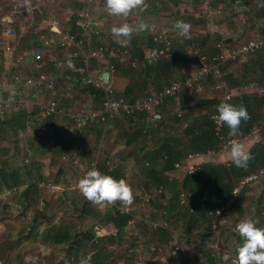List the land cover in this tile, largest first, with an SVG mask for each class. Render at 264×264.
Returning <instances> with one entry per match:
<instances>
[{
    "label": "rangeland",
    "instance_id": "374dc122",
    "mask_svg": "<svg viewBox=\"0 0 264 264\" xmlns=\"http://www.w3.org/2000/svg\"><path fill=\"white\" fill-rule=\"evenodd\" d=\"M196 1L198 4L201 3L200 0ZM181 2V0H147V11L138 14L134 13L128 17H118L108 13L105 0H0V40L2 43L10 45L11 39L7 36L11 34L12 30L17 28L20 31L18 33L17 41L21 44L20 47L25 50L28 49V45H32L31 48L36 47L40 43L38 37H40L42 32H46L47 29L49 33H61V35L64 36V34L68 32L65 27L71 23L70 17L77 11L79 6H81L82 9L81 11L79 10L80 13L76 12V15L78 13V17L83 21L77 20L75 23L82 27L84 30L83 34L88 32V34H85V37H92L94 41V25L97 26L99 32H101L100 37H103V35L105 36L106 34L109 39L113 36L111 33L113 26L118 27L123 23H128L139 29L141 24H147V30H137L131 37L137 39L139 36L142 38L141 35H143L145 41H147V37H150L151 39L153 35H158V33L162 34V31L167 33L166 35L170 38V41H172V46L175 47L173 52L176 54V61L179 64L178 75L171 81L169 80L167 82L168 86L170 82L179 80L182 77L186 66H195L194 59H191L187 52L191 48H200L197 44L188 40L187 37H180L179 31L175 28L177 21H183V19L189 18L188 9L186 8L184 10L183 4H185V2ZM68 8L69 10H67ZM213 19L219 20L220 16L216 18L214 17ZM98 22L102 23V25ZM221 24H223V22L220 21L219 25L222 26ZM3 28L6 29L4 34H2ZM14 39L16 40L15 36ZM113 40L114 39H110L111 45L114 44ZM249 40H251V38H245L243 43L244 41L246 42ZM213 42L216 43L218 40L212 41L210 44L211 47L212 44L215 45ZM100 43L107 46V43L103 41H95L94 46H97ZM70 47L74 46L66 45L64 51H71ZM47 49L48 51L44 53L43 56L45 62L44 65H46L44 66V69L49 68V64L51 65L53 62L49 60V54H53L54 60L56 61H59L60 59L65 62L68 61V53L63 55L60 49L53 50L51 46ZM109 49H111V47H109ZM202 51L208 54L213 53V50L203 49ZM21 53L27 54L28 52L13 53L12 50H9L6 51V54L2 57L3 60L0 62V76H2L5 81L8 80V73L5 71L13 66V60ZM71 57L76 56L71 54ZM92 59L95 58L88 59L85 57V59L81 58L79 62H90ZM100 59L104 60V58H98L97 60ZM236 63L221 68L219 77H207L202 82L193 86L192 94L189 95V101L187 103L190 110L189 113H192V117L198 118L206 116L211 120V116L216 114L214 111V105L210 106L211 108L206 111L203 103L217 100V98L220 101H227L226 97L230 96V91L226 89V72L230 74L234 73L235 70L239 68ZM88 65L90 69L91 66L89 63ZM14 67L15 69L20 68L19 65ZM21 71L22 69L19 73ZM0 84V89L11 91L9 86L2 85V83ZM62 86V83L55 82V90ZM257 87H259L258 83H256L255 88L257 89ZM31 90L34 91V89ZM28 92L29 91H27V93ZM27 93H22V99H26ZM94 99L97 100V103L95 104L96 107L98 102H100L101 96L99 95ZM27 100L29 101L32 99L28 97ZM39 102L42 101L40 100ZM45 103L46 102H44V104ZM34 106V104L30 105L29 107H32V109L28 110L27 105L24 110L30 113L32 110L35 111L38 109ZM174 107L176 108L177 105H174ZM83 110V107L80 110L76 108L74 114L83 115ZM58 111L60 112L59 108ZM59 112L55 117L61 118ZM202 112H205L206 114ZM69 123L73 126L74 132L77 134L83 130L82 128H76L73 120L69 121ZM29 124L31 125V128ZM29 124V132L27 135L24 134L23 137L20 136L22 134L20 133V130H17L14 134L3 132L0 128V138L6 141L15 142L19 148L18 150L12 151V155L20 151V141H35L37 143H42V141L45 142L46 139H48L45 134L46 132L43 133L44 135L42 134V128L40 127L41 124H37L36 122H30ZM94 125H100V123H94ZM180 125L182 124L180 123ZM183 127L184 126H178L174 131L181 130ZM104 133L106 134L103 135L100 132L97 137L92 139H84V141L91 140L94 142L92 143L90 150L84 152L86 156L83 167L77 168L80 167V164L72 163L71 168L65 173L62 180V190L51 191V193L48 192V201H46L45 198L43 199L42 203H47L48 205L42 204L38 211L32 209L28 210L22 207L21 210L14 213L15 218L19 220L17 226L24 234V236L18 239L20 240L18 247H15L19 256L12 260H6L4 255L9 247L8 245H2L4 241L3 238L5 237V234L2 235V233L0 234V264H80V261L69 262V260L66 259L67 251L74 235H77V233L80 232L82 227L80 222L88 223V221V231L95 233L97 237L104 240L102 243V250H104L103 254L105 252H113V257L107 260H104L102 256L99 257L98 261L101 259L103 264H238L237 253L234 250L241 246L242 243H240L238 238L235 237L236 224L239 223L241 219L250 217L259 221L257 224L258 227H264V187L261 186L262 184L255 187L249 186L250 188L241 191L239 198L236 200L234 206L230 208L231 210L228 214L220 216L219 218L210 219L208 217L209 224L210 221H212V224L214 225V227H210L209 230L207 226L201 225L199 222L196 225V228L193 225H188L189 218H187V215L185 217L180 216V208L186 206V203L184 205L181 203L178 193L172 195V197H175V203L172 204V207L174 208L169 214L163 213L165 211L163 210L164 206L160 203L161 200L164 202V197H160V200H158L160 202L154 200L150 203L135 197L131 207L122 204L119 205V207L117 202L115 204H105L103 206H98L99 208H94V216L89 217V219L85 218L84 220H80L79 216L82 206L91 202L81 194L77 187L78 181L82 179L88 171L94 168L95 162H98L97 169L102 173L105 174L109 171V166L104 162L101 163L100 160L105 159L106 153L110 149L109 146L112 144L111 141H114L115 139L111 137L107 127L106 132ZM55 135L62 138V133L59 130L51 133V136L54 138ZM72 140L76 141L75 138H72ZM243 144L248 152L253 145L257 143L253 144L252 142H244ZM82 147L85 150V147ZM106 148L108 149L106 150ZM77 150H79V147ZM73 156H77L75 151L73 152ZM79 158H81V156L76 157L77 160ZM221 161H225V156L222 155L217 157V159L214 160V163L218 165V163H222ZM182 175L184 176V173ZM132 177V180L134 181H131V186L137 191V183H142V179L138 180V176L135 177L133 174ZM52 179L53 181L56 180L54 177H52ZM176 180H178V176L176 177ZM43 187H46V189H44L46 191L51 190L46 183ZM14 193L10 194L13 201L16 198L17 191ZM60 194L61 196L64 194L63 198L59 196ZM68 196L69 198L66 199ZM178 196L179 199L177 200ZM182 196L183 198L181 199L185 202L186 195L184 194ZM2 201H6V199ZM50 202L52 203L51 206L49 205ZM53 204L54 207H52ZM125 208H128L131 211L132 219L122 231H117L113 224L107 226L102 224L106 213H114L116 211L120 213L121 209ZM128 213L130 212L122 214ZM8 214L12 215L10 212L5 213L3 208L0 212V219L2 220L4 215L7 216ZM202 223L206 222L203 221ZM159 226L163 227V230L160 233L156 230ZM62 227L68 229L71 235L70 241L63 244H54L47 237L46 233L52 228L59 229ZM13 237L16 238V234H13ZM106 237H110L112 243L105 242L104 238ZM86 261L87 264H92L91 255L87 257Z\"/></svg>",
    "mask_w": 264,
    "mask_h": 264
},
{
    "label": "crops",
    "instance_id": "0c3cea01",
    "mask_svg": "<svg viewBox=\"0 0 264 264\" xmlns=\"http://www.w3.org/2000/svg\"><path fill=\"white\" fill-rule=\"evenodd\" d=\"M181 1L185 2V4H183L184 10L187 8L189 11V18L183 19L185 23L191 25L190 34L189 36H187V39L191 40L200 47L191 49H198L200 51H202L203 49H207L213 50V53H215L217 52L216 45L218 43H222L227 47L235 48L241 45L245 38L254 39L264 34V0H200V4H198L196 0H189L190 2L188 0ZM81 9L82 7L79 6L76 12H79V10L81 11ZM67 10H69V8ZM219 16V20L213 19L214 17L216 18ZM77 20L83 21L81 18H78ZM220 21L223 22V24H221L222 26L219 25ZM98 23L102 25V23ZM77 26L81 30L80 31L78 29V31H80V35L85 36V34H88V32L83 34L84 30L82 29V27L78 24ZM95 28H97V26L94 25L93 30ZM161 33L165 34V32L163 31ZM105 36L103 35V37H99L98 39L96 38L95 41H103L107 43L106 48L108 50L109 47H111V49L119 50V44L116 42V38L112 36V38L108 39V36L106 34ZM141 36L142 38H140L139 36V38L137 39L131 37L126 46V48L131 50V52H133V55L139 59H141L149 49L156 47V45L152 43L150 37H147V41H145L144 36ZM179 36L182 37L180 34ZM110 39H114L113 45L110 44ZM53 40L56 44L58 42V36L53 35ZM217 40L218 42H213L215 43V45L212 44L211 47V42ZM172 48L174 49L175 47ZM32 49H34V51H38V49H41V46L37 45ZM56 49V47H53V50ZM43 50V53H46L48 51V49ZM60 51L63 55L68 53L69 58H71L72 62L75 65L74 69L69 68L67 65V61L65 62L62 59L56 61L54 60L53 54L48 55L49 60L53 61V64H49V68H46L48 74L50 76H54L56 78V81L58 83H62V85L64 86L55 90L54 94L52 95L55 97V99L57 98V103L59 105L58 108L60 110V112H58L59 114H61V118L55 117L58 115V113L49 118H44L42 116V110L48 100L47 96L50 97V94L35 91L34 97L26 96V99H22L24 93L21 91V89H18L13 85L12 76L10 75L11 68L9 67V69L5 71L8 73L7 81H5L2 76H0V83H2V85L9 86L11 90L10 93L5 91V95L12 94L15 96L16 94L20 102L23 103L22 105L20 104V110H22V108H25V106L27 105L28 110H31L32 107L30 108L29 106L33 104L36 106V108H38L35 111L32 110L30 113L26 111L28 113L25 129H19L20 133H22L20 136L23 137L24 134H28L29 129L31 128V125L29 124L30 122H36L37 124H41L40 127L42 128V134L46 132L45 134L48 138L45 142L42 141V143H37L35 141H20V151L16 152L14 155H12L11 152L14 150H18V146L15 142L6 141L8 142L7 149L5 152L0 153V212L4 208L5 213L10 212V214H12H8L7 216L4 215L2 220L0 219V234H5L2 245H8L9 248L7 249V252L10 251L9 253L13 251L17 253L15 247H18L20 243V240L18 239L24 235L17 226L19 220L15 218L14 213H16L18 210H21L22 207L24 209H32L35 211V208H27V197L30 199V201H37L38 210L42 204L48 205L47 203H42L43 199L45 198V200L48 201V192L51 193V191L62 190V180L65 176V173L71 168L72 163H79L80 167L77 168L83 167L86 156L84 152L90 150V147L94 142L91 140L84 141L85 138L92 139L94 137H97L100 132L105 135L106 133L104 132H106L107 127V130L110 132L111 137L117 141H111L112 144L109 146L110 149L107 151V153L105 151V159H102L100 161L102 163L110 158V161L106 162V165L109 166V171H119L130 185L131 181H134L132 180V174L135 177L138 176V180L142 179V175L138 170L139 167L135 162L136 158H140L143 155H149L155 150H160L161 152L162 148L164 147L162 145L165 142L169 143V141L167 140L173 138L175 139L176 137H178V132L181 133V136L179 137L182 139V142L172 146L174 153H177L180 149L186 155L194 153L186 150L188 142H186L187 138L184 135V129L185 125L187 124H185L181 130L179 129L180 131H174L175 128L181 126L180 123L183 124L182 122L189 115L190 119L187 121L190 122L192 119H195V117L191 116L192 113H189L190 110L187 105L189 101L188 97L192 94L193 89L181 92L174 99L169 100L163 106L158 108L152 115L137 114L132 117H119L111 120L106 124L85 125L82 128L83 130L79 134L74 132L73 126L69 123V121H71L72 116L75 115L74 113L76 111V108L80 110L83 107L84 110L82 111V114L93 110V107L94 109H96L99 102L95 107L97 100H95L94 98L99 95L101 96V93H96L97 91H95L92 87L83 86L81 79L88 74H90L93 78H96L98 76V71L100 69H103L104 67L103 62H105L106 60H110L111 58L109 54H107L104 60L92 59L89 64L91 66L90 69H93H88V72H86L82 66V63L79 62L81 58L79 57L75 59L71 57L72 50L63 51L60 49ZM84 51L87 52L86 48L84 49ZM259 52L264 53V51ZM250 55H248L247 57H242L239 61H237L236 65H238L239 68L235 70V74L232 73L234 77H238L239 75H241L242 71L246 72L244 69V64H246L248 60L252 58L254 59L256 53L251 56ZM188 56L191 59H194L196 65V59L191 57L189 54ZM174 64V68L171 67V69L164 70L157 69L156 71H152L150 69L140 71L132 69L131 67L125 65L117 69L116 73L111 77L110 81L117 93L133 101L136 98L143 97L151 92L158 91L162 87L167 86V82L169 80L171 81L178 75L179 64L177 61ZM29 65H32V63L27 61L24 64V67H22V70H26L28 74L31 73V71L28 69ZM229 65L230 64L226 65V67H228ZM191 67L192 66H186L185 70L190 69ZM253 70H255L254 67ZM228 75H230V73H228L227 76ZM259 79L261 78L256 73V75H254V81H252L250 73H246L245 80L246 82H248L246 85L244 84V86L242 87H235L231 89H228L226 86V89L230 91V96L233 99L240 95H256V80ZM28 97H30L32 100L28 101ZM40 100L42 102H39ZM216 101L223 102L218 98ZM44 102L46 103L44 104ZM174 105H177V107L175 108ZM181 105L185 106V110H181ZM209 108L211 107L209 106L208 109ZM202 113L206 114L205 112ZM57 130L61 131L62 138L60 136L57 137V135H55V138L51 136V133ZM72 138H75L76 141H73ZM130 141L131 143L127 145V143ZM170 142V144L178 143V141ZM82 146L85 147V150ZM78 147L79 150H77ZM107 149L108 148H106V150ZM74 151L77 156H73ZM186 155H184V157ZM78 156H81V158L77 160L76 157ZM184 157L175 161L170 167H167V165L159 158L155 162L152 161L154 163L153 166L155 170L163 178V194L157 196L155 199L158 201L160 200V197L165 198L164 202L162 200L161 202L158 201L164 206L163 210L168 211L171 205L175 203V197H172L173 194H180V192H182L181 182L183 177L185 176V172L184 170H177L174 167V164L183 160ZM166 159L167 156L164 157V160ZM214 160H205L200 163L196 162L195 165L197 167H201L202 164H213ZM221 162L223 163V161ZM97 164L98 162H95V169H97ZM145 165L149 166L146 162ZM182 172L184 173V176L182 175ZM11 175L15 179L13 181L14 185H12L8 180ZM177 176L178 180H176ZM52 177L56 178V180L53 181ZM33 183L37 187V190H35L33 193V196L35 195V198L31 196L32 193L29 195H26L25 193L28 186ZM45 183L48 184V187L51 188L50 191L44 190L46 189V187H43ZM137 184V191H135V188L132 187L134 189L135 195H138L137 198L142 196V194L144 193L147 194L156 191L158 187H161L148 182V188L144 189L143 183L138 182ZM247 188L250 187H246L245 189ZM16 191L17 195L15 196L16 198L13 201L10 197V194ZM59 196L63 198L64 194L62 196L60 194ZM67 198H69V196L66 197V199ZM5 199L9 202L2 201ZM51 204L52 203L50 202L49 205L51 206ZM117 204L118 206L121 205L120 202H117ZM182 204L184 205V203ZM52 207H54V204L52 205ZM95 207H98V205H96ZM187 207L188 206H184L183 208L179 207L181 211L179 212L180 216H182L181 214L184 213L185 209H188L189 214L191 213V210ZM230 208L222 216L228 214L231 210ZM165 212L166 211H164V214ZM196 214L197 216L195 219L188 220V225H193L196 228V225L199 222L201 223V225L207 226L208 230L210 229V227H214L212 221H210L209 224L208 216L207 218L202 219L198 215L199 212H196ZM203 221L206 223H202ZM158 228L162 229L163 227L159 226ZM13 234H16V238L13 237ZM235 237L238 238V241L240 242L239 239H241V237L236 231ZM16 241L17 243H15ZM234 251L237 253L236 250Z\"/></svg>",
    "mask_w": 264,
    "mask_h": 264
},
{
    "label": "trees",
    "instance_id": "16d2710c",
    "mask_svg": "<svg viewBox=\"0 0 264 264\" xmlns=\"http://www.w3.org/2000/svg\"><path fill=\"white\" fill-rule=\"evenodd\" d=\"M71 23L69 25H66V30H68L70 35H77L78 38L80 37V29L75 23L76 20L79 18L78 14L74 13L71 17ZM78 29L80 31H78ZM16 34L20 32L17 28L15 29ZM49 33L48 29L46 32H42L41 34L47 35ZM29 49H31L32 45H28ZM23 49L20 47L19 51H22ZM130 53L133 54V52ZM256 56L253 59H250L247 61L246 64H244V69L246 72L242 71V74L238 77H234L233 74H230L226 77L225 82L228 89L231 88H239L246 85L248 82H246V73L251 75V80L254 81V75L256 73L258 76H260L261 79L256 80V83L260 85L262 80L264 79V53L255 52ZM253 53V54H255ZM251 54V55H253ZM250 55V56H251ZM4 57V56H3ZM3 60L2 54H0V62ZM174 61L173 62H164V63H156L155 65L147 68L152 71H156L157 69H171L174 68L175 62H176V54H174ZM83 68L86 72H88L89 65L86 68V64L82 63ZM253 67L255 70H253ZM146 69V70H147ZM20 68L15 70V73L17 72V75L24 79L27 76V71L22 70L20 73ZM13 72V71H12ZM86 76H84L82 79H84ZM81 79V80H82ZM51 80V78H49ZM55 82L56 79L53 78ZM38 92H46L45 88L42 86H39L34 89ZM131 90V89H130ZM0 97L4 98V94L0 93ZM47 99L49 97L47 96ZM55 99V97H54ZM57 102V98L55 99ZM234 105H240L243 104L247 107L248 112L250 114L251 119L247 122H242L240 132V136H244L246 134H249L250 131L253 128H256L262 124H264V99L259 95H240L235 97L234 99L231 98L227 101ZM223 102H218L216 100L204 102V109L207 111L209 106L214 105V111L217 113V106ZM58 104V103H57ZM202 106V105H201ZM25 108H22V110L18 112H14L13 110L6 109L3 110L0 108V128L3 132L6 133H14L19 130L25 129L26 119H27V113L24 110ZM181 110H185V106L181 105ZM190 119V115L185 118V120L182 122L183 124L181 126H184V135L187 138L188 146L186 150L194 152V153H206L207 151H218L220 146L222 145V142L219 141V139L214 134V124L213 122L208 119V117H200L192 119L190 122L187 121ZM229 129L226 125L222 127V134L224 135V138H230L228 135ZM181 136V133L178 132V137L175 139L167 140L169 143L165 142L162 146H164L160 152V150H155L151 152L149 155H143L140 158H136V165L139 167V173L142 175V183L144 185V189L148 188V182L151 184H156L157 186L163 185V178L157 173L153 166L152 161H157V159H161L162 162H164L167 167H170L173 165V163L182 157H184L183 151L180 149L177 153H174L172 146L179 144L182 142V139L179 137ZM170 141H178V143L170 144ZM180 141V142H179ZM131 143L128 142L127 145ZM12 144V143H11ZM8 142L6 140L0 138V152H5L7 149ZM252 159L248 162L246 168H239L237 167L233 162H231V159L228 160L229 166H227L226 163H218L216 165L215 163L211 164H202V166L198 169H196L193 173L185 175L181 182V191L180 194H185L186 199L184 204L186 203L187 208L191 210V213L189 214L188 209L184 210V213H182V217H185L187 215V218L193 220L196 218V212H199V217L202 219L207 218L206 212L211 209L217 208L223 200L227 199L234 186L237 184L239 180L242 178L248 176L252 172H256L259 169H264V129L261 132V141L257 144L253 145V147L248 151ZM167 156V159L164 160V157ZM110 161V158L107 159L104 163ZM145 162L148 163L149 166L145 165ZM105 174L111 175L116 179H124L123 175L116 170H112L110 172H107ZM12 185L13 181L15 180L12 175L8 179ZM8 181V182H9ZM10 187V186H8ZM37 190L36 185L33 183L26 189V195L31 194L33 196L34 191ZM180 200H181V195ZM146 195V193L142 194ZM179 196L177 197V200L179 199ZM35 198V195L33 196ZM135 197H138V195H135ZM27 208L32 207L35 208V211H38L37 201L31 200L27 197L26 202ZM95 205L91 203H86L82 206L81 212H80V220H84L85 218L94 216L93 211L95 210ZM172 205L167 210H165V214H169L173 211ZM95 213V212H94ZM92 214V215H91ZM132 219L131 212L128 214H120L118 211L116 212H108L104 215V220L102 222L103 225L107 226L109 224H113V226L116 228L117 231H122L124 227H126L127 223ZM82 227L80 229V232L77 233V235H74L73 240L71 241V245L67 251V257L66 259L69 260V262H75L81 260H86L89 255H91L92 264H103L102 260L99 259L100 256L103 257L104 260H107L109 258L113 257V252H105L103 254V239L97 237L93 232L88 231V223L80 222ZM160 233L163 229L156 228ZM23 232V231H22ZM164 232V231H163ZM47 237L54 243V244H63L68 243L70 241V233L66 227L62 228H52L50 231L46 233ZM24 236V235H23ZM105 242L112 243L110 237L104 238ZM162 239V238H161ZM242 239V238H241ZM240 240V243H243V240ZM104 242V243H105ZM17 243V241L15 242ZM102 246V247H101ZM106 250V249H105ZM10 251L6 252L4 255L6 260H12L13 258L18 257L19 255L13 251L9 253ZM69 264V263H67Z\"/></svg>",
    "mask_w": 264,
    "mask_h": 264
},
{
    "label": "built area",
    "instance_id": "2783aa9c",
    "mask_svg": "<svg viewBox=\"0 0 264 264\" xmlns=\"http://www.w3.org/2000/svg\"><path fill=\"white\" fill-rule=\"evenodd\" d=\"M80 26V25H79ZM12 29V25H11ZM95 35L93 37L98 39L101 36L98 28L94 29ZM6 32V29L3 28V33ZM59 36L58 46L59 48L65 49L66 45L74 46L70 48H76L77 51L75 55L80 52L82 58H105L107 54L110 56V60H107L104 64V68L98 73L96 78H93L90 74L86 75L82 79V85L85 87H92L96 93H101V99L98 104V107L94 110H90L88 113L83 115H73L72 120L76 128L81 129L85 125H92L94 123L106 124L111 120L119 117H132L137 114H154V112L163 106L169 99L175 98L181 92L185 90H191L194 85L202 82L205 78L213 77L217 78L220 76V69L226 67L228 64L236 63L242 57H247L250 54L255 52L264 51V34L258 38L251 39L239 45L238 47L231 48L224 46L222 43L216 45L217 52L208 54L202 52L198 49H190L188 54L196 59V65L190 69H186L183 72L182 77L179 80L172 81L168 86L163 87L158 92H152L143 97L136 98L131 101L130 99L125 98L123 95L118 94L114 87L111 84V77L116 73L117 69L125 65L131 67L135 70H145L156 63L172 62L174 59V54L172 51V43L170 38L166 33L153 35L151 38L152 43L156 45L155 48L149 49L147 53L141 58L135 57L130 53V50L126 46H121L119 44V50L116 49H107L103 44L94 46L95 41L92 37L70 35L65 33L64 36L61 33H56ZM14 36L16 40L14 39ZM11 39L10 45H6L0 41V51L3 55L6 54V51L12 50L15 51L19 47V41H17V35L15 30H12L11 34L7 36ZM41 44L45 47H49L54 43L53 39L50 37H41ZM98 42V41H96ZM84 47L89 50V53L86 55ZM31 55L35 60H41L40 55H34L33 51ZM22 58H17L16 62H20ZM86 67L89 62H84ZM40 67V65H37ZM230 72V71H229ZM107 73L109 80L104 82L102 75ZM228 74V72H226ZM26 84L29 86L39 87L44 85L45 89L52 92L54 91L55 85L53 80H49L46 74H39L35 81L29 79L26 81ZM257 94L264 99V79L257 87ZM35 96V94L33 95ZM231 96H227L226 99ZM0 108L3 110L10 109L14 112H17L19 105L15 101L12 95H6L4 98L0 97ZM58 112V104L54 99V96L50 95L45 107L42 110V116L44 118H49ZM218 114H213L211 116V121L214 124V134L222 142L218 151H207L205 154L201 153H191L188 154L183 160L174 164V167L177 170H184L187 174H191L196 170L195 163L202 162L205 160L211 161L217 157L225 156L224 163H228L230 160L229 157V140L231 138L225 139L222 134V127L218 125L213 119L214 116ZM264 129V124L253 128L249 134L244 136L236 137L240 140L241 143L252 142L253 144L259 142L260 133ZM255 140V141H253ZM229 166V164H227ZM262 184L264 186V169H259L256 172L250 173L248 176L242 178L237 182L234 188L231 191L230 196L222 201V203L213 210H209L207 215L212 218H219L222 216L239 198L241 191L246 187L255 186ZM163 194L162 187H158L156 191L147 193L144 196H141L139 199L150 203L155 200L157 196ZM181 198L183 196L181 195ZM181 203H184L181 199ZM123 210V211H122ZM130 212L128 208L121 209L120 213ZM164 213V212H163ZM129 223V222H128ZM131 223V222H130Z\"/></svg>",
    "mask_w": 264,
    "mask_h": 264
},
{
    "label": "clouds",
    "instance_id": "9594fccd",
    "mask_svg": "<svg viewBox=\"0 0 264 264\" xmlns=\"http://www.w3.org/2000/svg\"><path fill=\"white\" fill-rule=\"evenodd\" d=\"M105 4H106V9H107L108 13L110 15L118 16V17H121V16L122 17H128L134 13L138 14V13L145 12L148 9L147 0H105ZM175 28L179 31V34L181 36L187 37L190 34L191 25L185 23L184 21H177L175 24ZM147 29H148L147 24H141L139 26V29H137L133 25H130L128 23H123L122 25H120L118 27L113 26L111 29V32H112L113 37L116 38V42L118 44H120L121 46H127V43L129 42L131 36L133 35V33L135 31H137V30L143 31V30H147ZM67 33L69 34V32H67ZM53 35L57 36L56 33H51V32L48 33L47 35L41 34L40 37H38L39 42H40L41 37H44V38L50 37L53 39ZM17 38H18V35H17ZM58 41H59V36H58ZM171 43H172V41H171ZM20 45L21 44L19 43V47L15 51H13V53L14 52H18V53L19 52H28V53L27 54L26 53L19 54V56L17 58L21 57L22 59L18 63L16 62L17 58H15L13 60V66L10 69V75L12 76L14 86H16L18 89H21V91L24 94L27 93V91H29L26 94V96L34 97L33 95H34L35 90L33 91L31 89H35L37 87H35L33 85L32 86L27 85L26 84L27 80L31 79V80L35 81L37 79L38 75L42 74V73L46 74L48 79L51 78V81L53 80V78H55L52 75L50 76L48 74V72L46 71V69H44L45 68L44 67L45 62L43 60V58H44L43 57L44 56V53H43L44 50L43 49H47L48 47H45L40 42L38 44V46H41V49H38V51H34V49H32V48L19 51ZM50 46L52 48L56 47L57 49H61L63 51L65 50V49L59 48L58 42L56 44L53 43ZM71 50H72L71 53L73 54V56H76L73 58H75V59H77L79 57L82 58V54L80 52H78V54L75 55V53L77 51L76 48H71ZM32 51H33L34 55H40L41 60H35L34 57L31 55ZM172 51H173V48H172ZM83 52L87 55L89 53V50H87V52H85V51H83ZM0 54H2L1 51H0ZM173 54H174V52H173ZM3 56L4 55L2 54V57ZM27 61L32 63V65L28 66V69L31 71V73L27 74V76L23 80L17 75V72L15 73L16 69L14 66L19 65V67L22 69V67H24V64ZM105 62H104V64H105ZM37 65H40V67H37ZM67 65L69 68H73V69L75 68V65L72 62L71 58L68 59ZM24 71H26V70H24ZM100 71H101V69L98 71V73ZM141 71H144V70H141ZM32 73H35V74H32ZM108 80H109V76H108L107 80L104 82H107ZM53 82L55 85L54 80H53ZM0 86H1V84H0ZM43 87H44V85H43ZM1 88H3V87H1ZM160 90H158V91H160ZM54 91H55V88H54ZM54 91L50 92V91L46 90L45 93L53 95ZM158 91H155V92H158ZM6 92L10 93V91H6ZM6 92L3 89H0V93H3L4 97L6 95H12V94H6L5 95ZM12 96L14 97L15 101H17V103L19 105V109H18V111H19L21 109L20 106L22 105V102H20V100L17 98L16 94H15V96L14 95H12ZM228 99H231V97H229ZM169 100H171V99H169ZM93 110H94V108H93ZM217 113H218V115L214 116L213 119L216 121V123L218 125H221V126L226 125L227 128L229 129L228 135L231 139L229 140L228 148H229V157H230L231 161L239 168H246L248 162L252 159V156L249 152L246 151L245 145L243 143H241L240 140L236 139V137H239L241 135L240 128H241L242 122H247L248 120L251 119L247 107L243 104L234 105V104H231L228 102H223L217 106ZM92 125H94V124H92ZM260 141H261V133H260L259 142ZM198 168H200V167H196V169H198ZM185 175H188V174L185 172ZM77 187L80 190L81 194L89 202H91L95 205H98V206H103L105 204H115L116 202H120L124 206H131L134 202V199H135L134 189L132 188V186L128 183V181L126 179H116L113 176L108 175V174H104L95 168L88 171L87 174L82 179H80L78 181ZM180 195H184V194H180ZM142 196H144V195H142ZM235 202H234V204H235ZM211 210H213V209H211ZM207 212H206V215H207ZM209 218L211 219L212 217H209ZM258 223H259V221H257V220H254L250 217H245V218L241 219L239 221V223H237L235 226V231L240 235V237L243 240L242 245L236 249L238 264H264V227H258L257 226ZM80 264H87V261L81 260Z\"/></svg>",
    "mask_w": 264,
    "mask_h": 264
},
{
    "label": "water",
    "instance_id": "95a60500",
    "mask_svg": "<svg viewBox=\"0 0 264 264\" xmlns=\"http://www.w3.org/2000/svg\"><path fill=\"white\" fill-rule=\"evenodd\" d=\"M107 78H108V74H107V73H105V74L102 75V79H103V81H106Z\"/></svg>",
    "mask_w": 264,
    "mask_h": 264
}]
</instances>
